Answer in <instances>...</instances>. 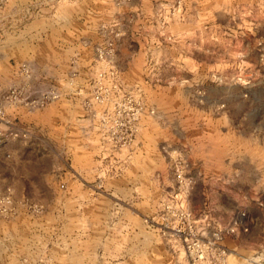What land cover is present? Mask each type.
<instances>
[{
	"label": "rangeland",
	"instance_id": "374dc122",
	"mask_svg": "<svg viewBox=\"0 0 264 264\" xmlns=\"http://www.w3.org/2000/svg\"><path fill=\"white\" fill-rule=\"evenodd\" d=\"M30 1L0 99L61 96L5 105L0 264H264V0Z\"/></svg>",
	"mask_w": 264,
	"mask_h": 264
},
{
	"label": "built area",
	"instance_id": "2783aa9c",
	"mask_svg": "<svg viewBox=\"0 0 264 264\" xmlns=\"http://www.w3.org/2000/svg\"><path fill=\"white\" fill-rule=\"evenodd\" d=\"M9 2V0H0V14L3 11V9L5 8L6 4ZM112 52V50H110ZM101 57V55L99 56ZM21 73L25 76V77H29V68L27 65L22 64L21 65ZM61 96V93L59 94L57 91H48L42 94H36V95H26L24 94V91L22 88H13L7 96H4L0 99V125L4 126L5 128H12V125L9 121L6 120L5 118V105L6 104H14L13 106H18V105H23L26 108L33 110V109H39V108H43L46 105H48L49 103H52L56 100L59 99V97ZM100 96H96L95 99L97 101H100ZM8 131V130H7ZM7 133V132H6ZM5 132H3L2 130L0 131V144L2 143V141L4 140V138L6 137ZM12 133V132H10ZM14 134V136H17V133H12ZM11 205V202L6 199V198H2L0 197V207H4L5 209H7L9 206ZM3 210L1 212H6L7 210ZM231 232H233V230L231 229Z\"/></svg>",
	"mask_w": 264,
	"mask_h": 264
},
{
	"label": "crops",
	"instance_id": "0c3cea01",
	"mask_svg": "<svg viewBox=\"0 0 264 264\" xmlns=\"http://www.w3.org/2000/svg\"><path fill=\"white\" fill-rule=\"evenodd\" d=\"M36 1V0H35ZM31 2L30 0H9V2L6 4L5 8L0 14V21L2 20L3 17H6L8 15H14V14H19L23 12L24 8L28 5V3ZM32 84L34 83V79H32ZM6 87L0 88V94L5 93ZM67 106V103H63ZM67 108V107H65ZM24 108L22 107H16L14 109H10L8 113H10V116L14 115V118L20 119L22 116V112ZM14 113V114H11Z\"/></svg>",
	"mask_w": 264,
	"mask_h": 264
}]
</instances>
